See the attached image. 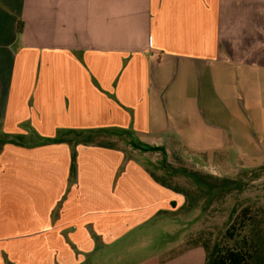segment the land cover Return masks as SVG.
<instances>
[{"label": "crops", "instance_id": "1", "mask_svg": "<svg viewBox=\"0 0 264 264\" xmlns=\"http://www.w3.org/2000/svg\"><path fill=\"white\" fill-rule=\"evenodd\" d=\"M113 131L264 155V0H0V264H163L124 251L186 202Z\"/></svg>", "mask_w": 264, "mask_h": 264}, {"label": "rangeland", "instance_id": "2", "mask_svg": "<svg viewBox=\"0 0 264 264\" xmlns=\"http://www.w3.org/2000/svg\"><path fill=\"white\" fill-rule=\"evenodd\" d=\"M94 136L98 141L126 149L131 158L159 179L182 190L184 195H179L188 201L173 216L160 217L134 230L132 234L136 235L129 241L132 248H126L124 257L149 254L158 248L163 264L177 260L186 251H190L191 264H207L208 253L217 246H240L245 240L258 250L252 263L264 264V155L247 160L231 151L230 159L219 161L216 156L195 155L171 149L167 144L157 145L158 141H142L131 133L99 132ZM192 172L203 183L198 182L197 176L195 180L190 178ZM246 206L253 219L235 239H228L226 230ZM162 220L170 224H163ZM142 235L147 238L137 247ZM112 259L107 257L103 262Z\"/></svg>", "mask_w": 264, "mask_h": 264}, {"label": "trees", "instance_id": "3", "mask_svg": "<svg viewBox=\"0 0 264 264\" xmlns=\"http://www.w3.org/2000/svg\"><path fill=\"white\" fill-rule=\"evenodd\" d=\"M18 30L19 32L21 31V24H19ZM9 140L10 136L4 133H0V149ZM184 173L187 174V172ZM151 175L162 186L167 187L175 191L176 193L184 195V192L182 190L171 186L163 178L159 179L153 173H151ZM196 176L199 178L198 182L203 183L200 179V176L196 172H192L191 174H189V177L193 178L194 180L196 179ZM252 219L253 218L251 217L250 207H244L239 216L235 218V220L226 230V237L230 240L235 239V237L238 236L239 232L242 231ZM204 248L207 251V248ZM257 251V248L252 242H246L245 240H243V245L240 246H217L212 252L208 253L207 264H253L252 260Z\"/></svg>", "mask_w": 264, "mask_h": 264}]
</instances>
